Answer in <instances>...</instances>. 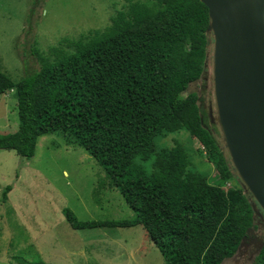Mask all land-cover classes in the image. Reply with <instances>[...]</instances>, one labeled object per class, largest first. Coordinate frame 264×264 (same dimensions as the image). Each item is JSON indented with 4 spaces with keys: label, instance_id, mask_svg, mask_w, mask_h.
Wrapping results in <instances>:
<instances>
[{
    "label": "trees",
    "instance_id": "1",
    "mask_svg": "<svg viewBox=\"0 0 264 264\" xmlns=\"http://www.w3.org/2000/svg\"><path fill=\"white\" fill-rule=\"evenodd\" d=\"M208 24L199 0H137L105 30L69 41L72 52L51 47L50 59L34 50L41 65L33 73L15 81L0 69V94L14 91L18 116L17 129L0 134V149L31 159L41 136L61 132L102 166L135 214L79 220L65 207L73 229L141 225L165 264H221L255 228L250 195L214 135L215 122L199 94L187 91L207 69ZM182 130L212 155L216 177L240 185L223 190L191 171L179 143L157 147V139ZM11 189L3 188V201ZM252 264H264V243Z\"/></svg>",
    "mask_w": 264,
    "mask_h": 264
},
{
    "label": "rangeland",
    "instance_id": "2",
    "mask_svg": "<svg viewBox=\"0 0 264 264\" xmlns=\"http://www.w3.org/2000/svg\"><path fill=\"white\" fill-rule=\"evenodd\" d=\"M135 2L0 0V69L15 81L33 73L41 65L34 50L50 59L54 58L51 47L72 52L75 47L69 41L89 31L105 30L119 12L126 13ZM212 47L211 40L206 72L187 91H196L199 106L208 115L211 107L215 117ZM214 125V135L231 163ZM17 126L16 97L11 90L0 94V134L14 132ZM156 143L159 148L183 145L190 157L189 169L207 175L210 183L223 190L229 188H223L227 182L229 189L240 185L235 179L237 183L215 176L216 161L189 130L169 133ZM150 164L151 160L145 163L148 172ZM6 185L12 189L3 201ZM249 198L258 209L251 195ZM65 207L79 220L132 219L135 215L102 166L82 146L67 142L61 132L41 136L31 159L0 149V264H22L19 260L23 259L29 264H165L141 225L73 229L63 215ZM252 229L257 239L246 234L235 254L221 264L254 262L259 250L256 241L264 243V227Z\"/></svg>",
    "mask_w": 264,
    "mask_h": 264
},
{
    "label": "water",
    "instance_id": "3",
    "mask_svg": "<svg viewBox=\"0 0 264 264\" xmlns=\"http://www.w3.org/2000/svg\"><path fill=\"white\" fill-rule=\"evenodd\" d=\"M199 1L213 42L209 115L243 189L264 213V0Z\"/></svg>",
    "mask_w": 264,
    "mask_h": 264
},
{
    "label": "flooded vegetation",
    "instance_id": "4",
    "mask_svg": "<svg viewBox=\"0 0 264 264\" xmlns=\"http://www.w3.org/2000/svg\"><path fill=\"white\" fill-rule=\"evenodd\" d=\"M255 218H256L255 228H259V226L260 227H262V226L264 227V215H263V213L262 214L260 213L258 215L256 214ZM255 231L252 229V231L248 233V238H251V240L252 239H257L256 236H255ZM255 245L257 246V248H258V246L260 248V245L263 246V242H261V240H259V241L257 240ZM240 250H241V248H240ZM235 256L233 257V259H235Z\"/></svg>",
    "mask_w": 264,
    "mask_h": 264
},
{
    "label": "built area",
    "instance_id": "5",
    "mask_svg": "<svg viewBox=\"0 0 264 264\" xmlns=\"http://www.w3.org/2000/svg\"><path fill=\"white\" fill-rule=\"evenodd\" d=\"M228 187H230V183H226L225 186H223L224 189H227Z\"/></svg>",
    "mask_w": 264,
    "mask_h": 264
}]
</instances>
